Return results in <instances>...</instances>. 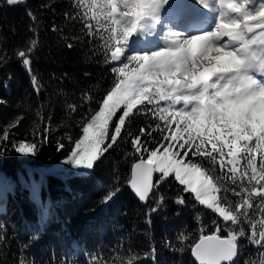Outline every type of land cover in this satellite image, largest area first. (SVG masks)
Here are the masks:
<instances>
[{
  "label": "snow or ice",
  "instance_id": "1",
  "mask_svg": "<svg viewBox=\"0 0 264 264\" xmlns=\"http://www.w3.org/2000/svg\"><path fill=\"white\" fill-rule=\"evenodd\" d=\"M20 2L6 0L10 6ZM165 5L169 0H74V11L65 12L67 20L82 25L93 54L103 55L104 63L112 65L114 79L98 110L78 124V138L65 133L73 147L64 163L76 170L75 175L89 176L106 153L130 140L139 159L132 164L128 185L139 201L147 202L163 183L174 179L180 186L178 205H187L188 194L217 217L212 220L214 231L205 235L202 227L191 247L198 264H239L242 240L264 249V0H194L213 19L208 27L190 23L179 31L172 30L175 23L169 27L162 20ZM27 14L33 25L39 23L31 10ZM33 25L29 31L38 36ZM159 25L168 30L161 34ZM52 30H58L55 24ZM37 46L38 39H32L16 55L39 96L41 84L31 69ZM67 107L70 114L78 111L75 103ZM138 114L147 123L134 133L128 125ZM38 116L43 119L42 113ZM22 119L5 127L0 153L7 150L3 142ZM51 131L43 127L44 142ZM12 148L34 156L39 145L13 141ZM63 148L57 142V150ZM155 173L159 179L154 180ZM118 191L110 190L102 203ZM164 200L161 194L146 223L151 224V213L166 208ZM47 217L45 208L42 222ZM225 231L227 236H222ZM166 247L183 251L171 242ZM155 253L153 247L154 260ZM128 264L134 261L129 258Z\"/></svg>",
  "mask_w": 264,
  "mask_h": 264
},
{
  "label": "trees",
  "instance_id": "2",
  "mask_svg": "<svg viewBox=\"0 0 264 264\" xmlns=\"http://www.w3.org/2000/svg\"><path fill=\"white\" fill-rule=\"evenodd\" d=\"M73 4L74 0H25L12 7L0 0V100L6 101L0 103V135L17 117L23 118L11 130L10 139L3 142L7 150L0 153V194L5 199L0 213V236L4 237L0 241V264H68L71 257L78 258L80 251L70 247L72 239L91 252L102 245L109 264H115V260L119 264L128 262L129 258H145L139 263L149 264L154 260L153 247L154 264H194L191 247L202 227L205 235L214 231L212 220L217 217L188 194H184L187 205H178L175 197L180 186L171 178L147 205H140L127 187L130 167L139 158L130 140L121 141L106 153L89 176H77L73 170L47 171L70 154L73 144L65 133L78 138V124L86 114L98 110V102L114 79L112 65L104 63L103 55L93 54V44L82 32V25L65 18V12L74 11ZM29 10L36 15L37 25L29 18ZM53 24L57 31L52 30ZM30 25L38 28V36L29 31ZM32 39H38L31 69L41 84L39 96L26 66L16 55ZM68 43L74 46L69 48ZM69 103L77 104L78 111L70 114ZM146 123L145 117L138 114L128 127L138 133ZM45 126L52 129L47 142L41 139ZM13 141L37 143L39 150L34 156H20L12 148ZM57 142L64 148L58 151ZM155 179H159V173H155ZM116 188L119 191L103 209V198ZM161 194L166 208L151 213L149 225V209L156 206ZM36 204L48 209L42 223L35 214ZM181 235L186 239H178ZM168 242L183 251L170 250ZM241 244L239 264H258L249 242L245 239Z\"/></svg>",
  "mask_w": 264,
  "mask_h": 264
},
{
  "label": "rangeland",
  "instance_id": "3",
  "mask_svg": "<svg viewBox=\"0 0 264 264\" xmlns=\"http://www.w3.org/2000/svg\"><path fill=\"white\" fill-rule=\"evenodd\" d=\"M19 155L20 156H30V155H22V154H19ZM67 157H65L64 159H62L60 161L55 162V164H53L51 167H49V169L47 170L48 173H55V172L66 173L67 171H70V170H73L75 172L76 170L73 169L70 164L64 163V161L67 159Z\"/></svg>",
  "mask_w": 264,
  "mask_h": 264
},
{
  "label": "water",
  "instance_id": "4",
  "mask_svg": "<svg viewBox=\"0 0 264 264\" xmlns=\"http://www.w3.org/2000/svg\"><path fill=\"white\" fill-rule=\"evenodd\" d=\"M24 0H22V2H23ZM22 2H20V3H22ZM20 3H17V4H15V5H11V6H17V5H19ZM10 6V5H9ZM131 169H132V167H131ZM130 178H131V173H130ZM128 187H129V185H128ZM129 191H130V193L138 200V202L139 203H141V204H145L146 202H141V201H139V199H138V197H136V195L134 194V192L131 190V188L129 187ZM110 202V201H109ZM109 202L107 203V204H103V206L104 207H106L108 204H109Z\"/></svg>",
  "mask_w": 264,
  "mask_h": 264
},
{
  "label": "bare ground",
  "instance_id": "5",
  "mask_svg": "<svg viewBox=\"0 0 264 264\" xmlns=\"http://www.w3.org/2000/svg\"><path fill=\"white\" fill-rule=\"evenodd\" d=\"M167 20H168V21H171V23H173V22H172V18H170V19H167Z\"/></svg>",
  "mask_w": 264,
  "mask_h": 264
}]
</instances>
